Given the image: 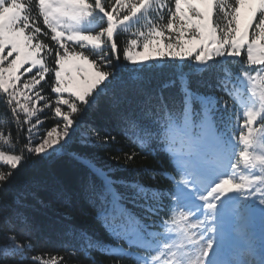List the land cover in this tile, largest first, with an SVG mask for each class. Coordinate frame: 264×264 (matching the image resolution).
I'll return each instance as SVG.
<instances>
[{"label": "snow or ice", "instance_id": "obj_1", "mask_svg": "<svg viewBox=\"0 0 264 264\" xmlns=\"http://www.w3.org/2000/svg\"><path fill=\"white\" fill-rule=\"evenodd\" d=\"M120 33L130 34L122 48ZM166 69L175 76L154 84L150 74ZM109 90L123 135L146 154L171 156L170 188L116 179L68 152L77 136L85 147L118 143L87 122ZM0 104L8 169L0 192L32 156L67 153L89 170L83 188L105 229L144 253L105 254L137 264H264V0H0ZM115 150L126 165L137 156ZM49 188L70 195L59 182ZM0 233V264L62 259L36 253L7 215ZM83 236L86 249L100 243Z\"/></svg>", "mask_w": 264, "mask_h": 264}, {"label": "trees", "instance_id": "obj_2", "mask_svg": "<svg viewBox=\"0 0 264 264\" xmlns=\"http://www.w3.org/2000/svg\"><path fill=\"white\" fill-rule=\"evenodd\" d=\"M129 39V33H120L117 37L121 48ZM150 75L155 77L153 83L158 84L163 79L174 77L175 72L166 69L163 74ZM196 79V77L192 78L194 88ZM178 88L179 85L177 90ZM110 95L111 90L102 96L87 122L99 128L102 135L106 133L115 135L118 143L85 147L77 136L72 141L68 152L83 154L86 158L85 163L88 158H91L98 166L112 169V175L116 179L140 182L158 189L170 188L171 177L177 175L171 156L157 150L146 154L139 146L127 139L107 107V97ZM5 111L4 106L0 104V129L5 126ZM8 119H11L10 116ZM50 122L49 120L45 123ZM12 131L15 132L14 127ZM88 131L91 134V131ZM118 147L124 152H137L135 160L126 165L122 153L115 150ZM118 155L121 156L120 160L112 159L113 156ZM0 169L8 170L2 165ZM89 176L90 173L85 164L72 159L67 153H62L50 160L32 156L16 170L15 178L8 188L0 192V219L7 215L22 241L30 239L35 245L36 253L44 255L45 258L50 256L62 258L58 264H137L135 257L122 256L118 253L105 254V248L109 246L123 247L126 251L139 255L144 253L135 247L129 249L125 240L116 239L105 229L103 222L98 218L96 204L89 199V193L83 188ZM92 179L97 189H100L101 179L99 177H92ZM53 182L62 184L70 195L64 198L55 195L49 188ZM116 187L121 192L126 191L120 185ZM128 207L132 208L130 204ZM132 211L141 217L144 215L139 209H132ZM117 223L122 221L117 220ZM26 225H29L30 229L26 228ZM125 227L131 228L130 225ZM83 234H87L94 241H99V245L86 249ZM2 243L4 241L0 233V244ZM74 249L76 251H73ZM32 254L34 253L29 255ZM7 264H13V262L8 261Z\"/></svg>", "mask_w": 264, "mask_h": 264}, {"label": "rangeland", "instance_id": "obj_3", "mask_svg": "<svg viewBox=\"0 0 264 264\" xmlns=\"http://www.w3.org/2000/svg\"><path fill=\"white\" fill-rule=\"evenodd\" d=\"M198 107V106H197ZM259 233V225H257V234ZM239 244H246V241L244 240L243 237L240 238V240L238 241ZM259 245V238H258V235H257V247ZM259 257H257L258 259Z\"/></svg>", "mask_w": 264, "mask_h": 264}]
</instances>
